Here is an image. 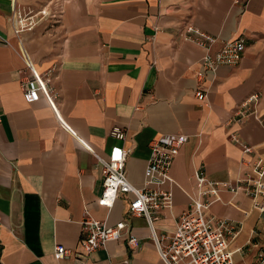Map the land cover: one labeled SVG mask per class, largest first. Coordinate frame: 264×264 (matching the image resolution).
<instances>
[{"label": "crops", "instance_id": "obj_1", "mask_svg": "<svg viewBox=\"0 0 264 264\" xmlns=\"http://www.w3.org/2000/svg\"><path fill=\"white\" fill-rule=\"evenodd\" d=\"M48 7L57 20L38 13ZM33 17L32 31L16 16ZM195 28L216 38L209 52L243 41L235 66L206 72ZM41 77L56 96L24 100L23 84ZM198 92L206 93L200 101ZM258 113L235 116L250 96ZM114 128L126 133L112 136ZM167 135L187 141L174 160L173 205L145 217L130 213L121 195L99 205L103 176L95 155L115 146L128 152L126 174L145 188L151 143ZM237 136L252 148L246 154ZM264 161V0H0V264H164L154 234L164 241L192 210L194 175L235 184L261 178ZM209 214L240 223L231 244L237 264H253L264 245V214L243 193H220ZM113 226L127 222L140 240L110 242L87 254L85 212ZM71 256L54 258L56 246Z\"/></svg>", "mask_w": 264, "mask_h": 264}, {"label": "built area", "instance_id": "obj_2", "mask_svg": "<svg viewBox=\"0 0 264 264\" xmlns=\"http://www.w3.org/2000/svg\"><path fill=\"white\" fill-rule=\"evenodd\" d=\"M45 19L57 20V14L48 9L39 12ZM18 26L27 31H32L37 25L33 17L16 16ZM189 33L197 36L195 42L208 50L203 58V65L208 73H214L220 66H235L238 64L245 46L243 41L227 42L216 54L209 52V48L216 42V38L202 33L195 28H188ZM34 82L23 84L24 100L31 104L44 97L55 107L56 96L47 86L46 82L36 75ZM200 101L206 99V93L198 92ZM259 95L247 98L235 113L236 117L249 118L257 114ZM112 136L124 140L126 133L120 128H114ZM233 141L240 144L246 154L253 152L252 148L244 144L237 136ZM187 141L183 135H165L155 139L151 147V156L145 169V188L134 186L127 178L126 163L128 152L123 147L115 146L107 158L94 154L100 165L103 176V193L99 205L112 209L121 195H129L130 213L134 217H145L152 230L153 213L173 205L171 191L150 190L151 187L160 188L165 185H175L170 175V169L181 148ZM260 177L264 175V161L256 164ZM196 195L190 197L192 210L185 213L175 232L163 240L155 234L153 237L159 257L164 264H237L235 254L242 252L243 248L236 251L231 249V244L239 235L240 223L228 219L218 218L209 214L211 206L221 201L220 193L227 190L236 195L243 193L254 201V209L264 214V181L246 175L235 184L214 181L208 178L203 170H198L195 175ZM83 225V248L87 254H92L106 247L110 242L125 239L130 248L138 247L140 240L131 233L127 222L121 221L111 226L107 221H99L85 212ZM71 253L64 246H56L54 258L63 260L69 258ZM253 264H264V245L259 247Z\"/></svg>", "mask_w": 264, "mask_h": 264}]
</instances>
